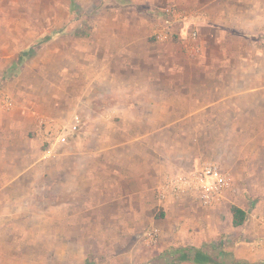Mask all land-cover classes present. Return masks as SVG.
<instances>
[{
	"label": "rangeland",
	"instance_id": "obj_1",
	"mask_svg": "<svg viewBox=\"0 0 264 264\" xmlns=\"http://www.w3.org/2000/svg\"><path fill=\"white\" fill-rule=\"evenodd\" d=\"M164 22L175 38L155 42L150 25ZM191 30L195 46L181 40ZM148 37L158 93L126 98L166 106L141 110L146 124L114 136L124 140L125 167L145 157L148 172L132 167V184L142 185L133 204L99 205L98 191L72 188L74 149L89 128L76 109L116 98L80 86L81 57L135 54L132 81L144 88ZM143 130L147 139H136ZM211 162L232 174L229 198L213 207L191 198L159 204L166 176ZM239 194L250 212L264 202V0H0V264H153L175 249H223L236 242L226 238L227 217ZM161 223L165 239L148 246L145 231Z\"/></svg>",
	"mask_w": 264,
	"mask_h": 264
},
{
	"label": "crops",
	"instance_id": "obj_2",
	"mask_svg": "<svg viewBox=\"0 0 264 264\" xmlns=\"http://www.w3.org/2000/svg\"><path fill=\"white\" fill-rule=\"evenodd\" d=\"M149 35L155 42L154 34L158 28L159 23L150 25ZM214 28V27H213ZM132 34V32L130 31ZM148 35V36H149ZM148 38H145V55L140 57V69L143 70L141 77L143 80L142 87L137 88L133 84V78L140 77L138 74H133L132 69L136 63V59L129 55V57H108L101 61V57H81L82 70L80 73L81 84L80 86L90 85L92 88L98 87L104 89L107 88L109 96L115 95V101L109 102L107 105H100L98 100L90 103H82L76 110H80L82 116H85L86 125H89L87 130H83L81 136L77 140L78 147L74 150L75 152V167H76V183L72 188H76L77 191H81L84 194V190H96L99 192V198L97 199L98 204L106 205L114 203L115 205L119 201L133 204V199L137 191L142 189L141 183L132 184L133 182V169L139 170L140 172L147 173V160L143 158V165H129L128 164V153H125L122 149L124 145L123 138H119V142L115 139V135H123L129 132L130 125H138L142 120L147 122L148 114L141 110L146 111L148 108L153 110L163 109L166 105L159 103L157 100L152 103L147 101H130L128 97L132 93H158L153 91L151 83H155L158 77H161V73L151 72L147 69V64L157 62L155 56L149 53L148 50ZM172 42V41H171ZM212 42L223 43V39H213ZM162 43V42H159ZM166 43V42H164ZM168 43V42H167ZM163 57V56H162ZM211 57V56H210ZM154 58V59H153ZM133 59V60H132ZM135 61V62H133ZM145 70V71H144ZM172 70V69H171ZM173 73V71L171 72ZM142 84V83H141ZM77 93L84 95V91L79 90ZM82 99L83 96H77ZM58 104V103H57ZM51 111L57 109L56 105L53 104L50 107ZM61 109V108H60ZM58 109V110H60ZM50 110L46 112L35 111L36 117H54ZM43 112V113H42ZM28 114V113H27ZM31 114V113H30ZM35 117V118H36ZM34 118V126L39 128L37 120ZM118 124L120 126H118ZM146 124V123H145ZM144 124V125H145ZM159 125H166L162 122ZM128 127V128H127ZM148 133L144 130L134 134L136 139L144 137L147 139ZM13 142L19 146L18 139L12 138ZM140 140V139H139ZM131 141V140H130ZM129 141V142H130ZM121 145V148L119 147ZM116 148H120L119 151ZM74 152H71L72 154ZM54 156H57L54 154ZM130 164V162H129ZM84 175L88 176L84 183ZM144 188V186H143ZM79 189V190H78ZM79 195V192H77ZM229 198V193L227 197ZM235 203L241 208L248 211V220L240 226H234L232 223V213L230 210L231 205L228 207V220L230 229L227 231L226 238H233L236 240L235 244H227L223 248L226 254H222L219 257V264H264V202L253 209L251 212L248 210L249 205L244 201L243 194L235 195ZM97 201H92V204H96ZM173 202L167 204L172 205ZM225 206V205H224ZM161 232L167 230V226H163ZM230 235V236H228ZM165 239V236H162ZM206 250L212 251V248L208 249H196V251ZM181 264H197L192 261L180 262ZM176 264H179L176 263ZM215 264V263H207Z\"/></svg>",
	"mask_w": 264,
	"mask_h": 264
},
{
	"label": "built area",
	"instance_id": "obj_3",
	"mask_svg": "<svg viewBox=\"0 0 264 264\" xmlns=\"http://www.w3.org/2000/svg\"><path fill=\"white\" fill-rule=\"evenodd\" d=\"M179 19L182 15L174 12ZM175 28L169 23H161L155 30V38L159 42H170L175 38ZM181 40L195 46L198 39L197 31L185 33ZM190 45V44H189ZM11 106L12 103L8 102ZM80 122V117H75ZM232 174L217 163H204L188 171H179L166 176L157 191L160 205L166 206L170 202L191 198L204 207L216 206L224 201L227 194L233 190ZM162 238L159 227H152L145 231L144 241L148 246L157 245Z\"/></svg>",
	"mask_w": 264,
	"mask_h": 264
},
{
	"label": "trees",
	"instance_id": "obj_4",
	"mask_svg": "<svg viewBox=\"0 0 264 264\" xmlns=\"http://www.w3.org/2000/svg\"><path fill=\"white\" fill-rule=\"evenodd\" d=\"M51 39V36H47V40ZM232 213V223L234 226L243 225L248 220V211L240 206L233 204L230 207ZM222 254H226L222 248L212 249V251L199 250L192 254L189 249H175L173 251L165 253L164 257L157 259L153 264H171L176 261H192L197 264L215 263L219 264V257ZM169 256V259H165ZM165 259V260H164ZM90 264V263H85ZM239 264V263H238ZM248 264V263H243Z\"/></svg>",
	"mask_w": 264,
	"mask_h": 264
}]
</instances>
